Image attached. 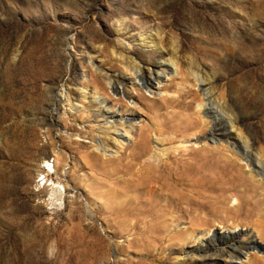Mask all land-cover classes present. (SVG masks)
Masks as SVG:
<instances>
[{
	"label": "rangeland",
	"instance_id": "rangeland-1",
	"mask_svg": "<svg viewBox=\"0 0 264 264\" xmlns=\"http://www.w3.org/2000/svg\"><path fill=\"white\" fill-rule=\"evenodd\" d=\"M117 48L146 71L176 55L178 75L156 84L145 71L141 85L116 91L103 75L130 76ZM197 67L217 79L211 100L231 97L264 149V0H0V264H198L205 253L224 264L199 234L179 233L189 224L172 223L177 212L156 219L165 230L157 240L142 221L132 230L125 220V165L138 135L144 129L153 146L160 137L169 148L166 122L194 118L184 108ZM112 113L126 122L120 149L107 130ZM252 183L240 193L252 194ZM54 185L63 188L59 201ZM233 216L217 218L211 233L254 231ZM249 254L236 264H264Z\"/></svg>",
	"mask_w": 264,
	"mask_h": 264
},
{
	"label": "bare ground",
	"instance_id": "bare-ground-1",
	"mask_svg": "<svg viewBox=\"0 0 264 264\" xmlns=\"http://www.w3.org/2000/svg\"><path fill=\"white\" fill-rule=\"evenodd\" d=\"M156 34L161 45L162 33L157 31ZM125 49L117 48L113 54L126 66L129 78L103 75L106 84L119 92L120 88L127 89L130 86L135 89V86L141 85V76L146 71L134 58L128 57ZM176 59L175 55L174 59L156 62L153 70L148 68L149 81L160 84L162 76L166 77L167 73L177 76ZM189 73L191 81H188V85L194 90L187 93L192 96V101L184 110L193 111L194 118L183 112L176 113L180 121L175 124L166 122L174 135L172 141L168 142L169 148H163L164 139L155 137L156 144L153 146L144 129L139 133L125 165L131 184L128 187L131 192L128 191L132 194L129 197L126 193L131 208L125 220L134 221L132 230H139L137 222L142 221L143 234L157 240V236L165 230L157 228L156 219L177 212L171 222L178 224L186 220L189 224L179 233L185 239L199 234L200 238H204L207 250L211 249L222 257L224 264H236L243 258L248 259L250 251H253V261L264 260V149L258 147L260 139L251 134L248 117L235 111L231 97L219 103L211 100V89L217 79L209 77L200 67ZM88 94H84L85 98ZM90 94L96 103L106 107L105 92L102 94L95 88ZM70 102L68 100L67 104L72 112L74 106ZM174 116L171 117L173 121ZM109 120L106 124L110 128L107 130L112 129L116 133L113 145L120 149L119 144L125 142L126 132L122 134L118 126L125 128L126 122L115 113L109 116ZM245 182H253L252 194L240 193L239 188ZM59 187H53L56 201L61 200L63 195V188L61 190ZM226 193H232L231 199L237 202L233 208L225 206ZM230 215L235 218L242 216L241 220L251 223L254 231H238L233 235L221 231L222 236L211 233L210 229L217 218ZM198 258V264H216L209 261L207 253L199 254Z\"/></svg>",
	"mask_w": 264,
	"mask_h": 264
}]
</instances>
